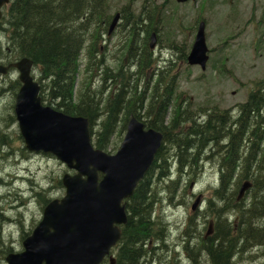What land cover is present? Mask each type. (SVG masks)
Masks as SVG:
<instances>
[{
	"label": "trees",
	"instance_id": "1",
	"mask_svg": "<svg viewBox=\"0 0 264 264\" xmlns=\"http://www.w3.org/2000/svg\"><path fill=\"white\" fill-rule=\"evenodd\" d=\"M107 8L106 0H13L0 23V33L6 40L5 47L0 46V60H31L40 72L43 102L66 115L89 120L94 144L100 150L107 151L117 133L122 136L131 115L144 119L147 128L163 134L164 143L153 169L127 201L129 223L118 264H155L153 254L145 250L153 235L154 243H161L160 249L166 247L162 246L167 236L162 231L164 227L156 223L153 231L154 176L156 171L159 181L167 176V162L172 156L178 159L181 174L191 167L189 182L200 174L199 162L219 165L221 185L214 192V213L219 214L216 233L202 242L201 232L196 233L197 241L190 235L186 248L192 254L195 250L203 252L207 259L203 264H237L236 257L264 246V203L259 217L239 219L238 230L231 217L232 212L250 214L264 201V81L256 83L248 101L237 107V117L230 111L216 110L206 123L197 125L190 108L184 109L183 103L174 101L172 77H160L158 84L150 88L147 74L153 57L148 43L152 31L146 19H152L153 13L136 17L125 12L119 32L130 48L120 59L117 72L109 68L108 55L100 50L112 20ZM138 31L143 33L140 50L132 42ZM181 50L184 54L186 46L182 45ZM84 52L87 63L76 94ZM135 64L138 70L130 73L129 66ZM120 83L122 87L118 89ZM19 88L18 80H10L7 92L14 97ZM1 90L3 93L4 87ZM12 108L10 104L5 115L0 116V148H6L4 158L29 159L20 135L9 129L15 123ZM171 108L173 116L167 124ZM188 122H192L190 129H186ZM235 181L238 189H233ZM245 182L252 183L249 198L238 200V191ZM246 200L250 203L245 204Z\"/></svg>",
	"mask_w": 264,
	"mask_h": 264
},
{
	"label": "water",
	"instance_id": "2",
	"mask_svg": "<svg viewBox=\"0 0 264 264\" xmlns=\"http://www.w3.org/2000/svg\"><path fill=\"white\" fill-rule=\"evenodd\" d=\"M9 1L0 0V20L1 9ZM118 20L117 15L110 32ZM207 60L201 25L188 61L205 68ZM32 66L29 60L12 66L20 72L22 83L15 114L26 148L30 152L53 154L77 175L64 177L67 196L45 209L42 222L24 242L25 252L8 262L100 264L121 237L119 226L127 223L123 203L133 196L151 168L163 136L154 130L144 131V126L132 119L116 156L95 151L88 120L42 106L39 85L31 77ZM7 72L8 68L0 66V75Z\"/></svg>",
	"mask_w": 264,
	"mask_h": 264
},
{
	"label": "rangeland",
	"instance_id": "3",
	"mask_svg": "<svg viewBox=\"0 0 264 264\" xmlns=\"http://www.w3.org/2000/svg\"><path fill=\"white\" fill-rule=\"evenodd\" d=\"M165 1H168L167 7H170L169 14L176 15L177 18L182 17V25L184 27H187L190 24L195 23L198 17V10L203 0H188L186 3L179 4H176V0H154V2L158 4H163ZM137 2L138 3L135 4L134 8H137L141 5V1L138 0ZM223 2L224 0L220 1L219 4L214 6L213 10L206 14V17L208 18V26L206 32L209 43L211 44L210 46L215 49H217V47L223 46L224 39L229 37L231 33L237 35L240 34V37L236 41L229 43L228 46L224 48L223 52L218 50V53L221 52L228 62L226 63V70L228 72H230L231 70L239 83H235L227 74L219 73V71L214 70V68L212 67H209L205 72H202L199 68H191L190 72H187L183 65L180 66L181 76L178 80L179 88L180 90L187 92L190 96L193 97L194 102L189 106V108L191 110L193 109V111L199 106L209 107L213 106L215 103H218L224 110L231 109L235 105L240 104L246 100L247 94L251 91V84L254 81L264 79V48L262 52H255L253 42L257 41V35L255 31L256 24L253 25L249 23V21H252L251 18H254V16L256 22L264 20V18L261 16V10L258 9L257 11H254L259 7H255L253 0H238L232 7ZM262 2L264 3V0H262ZM127 3L128 0H111L112 14L117 7L126 5ZM233 17H235V19ZM185 32L186 35H188L190 42L192 43L194 40L195 32H193L192 30ZM136 37L137 38L134 40L133 44L137 45V48L140 50L139 45L143 43V33L138 31V33H136ZM117 43V38L111 39V41L108 43L107 40L105 41V44L109 47V49H114ZM5 45L6 44H4L3 47H5ZM171 54L174 57L176 56V54H174L173 52L169 50L168 52H165L164 50V57H170ZM177 54H179V52ZM222 54H218V57L215 56L213 57V59H218L222 56ZM108 55L109 58L107 64L110 68L115 69V66H117L120 61L111 56L110 52ZM1 61H3V59ZM85 65L86 55L84 54L82 58L81 68L84 69ZM15 77L17 76L15 75ZM82 77L83 73L80 77V82L82 80ZM11 79L13 80L14 77L10 76L9 80ZM9 80L6 81L5 78H1L0 86L7 88ZM4 91L6 92L7 89H4ZM10 96V94L6 93L2 97L4 100H1V102H3L2 105H0L2 108V112L0 109V116L5 115L4 111L11 104ZM182 106L184 107V109H188V106L184 104H182ZM14 130H16V127H14ZM0 151V175H4L3 178L5 182H12L13 185L16 183V181H11V176L21 174L25 177V179H28L30 173H33L35 174L36 180V182H34L37 185L39 184L43 185V187H49L51 186V178H61L67 170L64 165H62L59 161L52 157L30 155L29 159H25V161L22 162L18 159L13 160V158H4L7 153L5 147L0 148ZM200 164L203 165L202 162H199V166ZM204 165H206L204 169L205 173L200 179L199 185L197 187V192L206 191V189L208 187H211V184L216 183L218 179L217 164L211 162ZM52 186H56V183L54 181L52 182ZM247 198H249V196H247L246 194L243 200ZM17 199H19V197ZM17 203L21 205V203ZM249 203L250 200L245 201V204ZM263 203L264 201H261V203L254 211H252L250 214H245L244 219L259 217L261 214L260 210L263 206ZM8 216L12 217V214H8ZM36 216L37 207L31 206L29 212L26 213V220H28V223L25 225V228L29 229L31 227V222ZM180 217L181 213H179L177 210H173L172 208L169 209L167 218L174 225L181 223ZM199 229H201L200 224ZM190 235H192V239L197 237L193 229L190 230L189 236ZM184 244V247L177 250L174 247L170 253H168V249H163L162 252L168 254L165 257L161 255L163 253L160 251L158 263L172 264L173 262V264H203V261L207 262L204 253H199L195 250L194 254H192L191 252H188L186 250L188 242L186 241ZM263 254L264 246L252 248L247 250L244 254L236 257V263L264 264V260L262 259ZM173 255L175 257H173Z\"/></svg>",
	"mask_w": 264,
	"mask_h": 264
},
{
	"label": "bare ground",
	"instance_id": "4",
	"mask_svg": "<svg viewBox=\"0 0 264 264\" xmlns=\"http://www.w3.org/2000/svg\"><path fill=\"white\" fill-rule=\"evenodd\" d=\"M39 81H40V77H39ZM41 83V82H40ZM212 161H204L203 162V165L204 164H208V163H211ZM213 163V162H212ZM215 164H217V162L215 163ZM217 166H219V165H217ZM200 174H202V171L200 172ZM252 187V183H250V182H245L243 185H242V187L239 189V191H238V200H241V199H243L244 198V196L248 193V191L250 190V188ZM157 197H156V202H157ZM191 229H193L194 230V233L196 234L197 232H201V229H199V224L198 223H196L195 225H193V227L191 228ZM167 235V234H166ZM193 235V234H192ZM166 238H167V236H166ZM197 238L198 237H196V238H194V240H196L197 241ZM163 249V248H162ZM162 249H159V250H162ZM186 250L188 251V252H190L187 248H186ZM160 252V251H159ZM169 253V252H168ZM203 253V252H202ZM152 256V255H151ZM177 256V255H176ZM159 255H157V253H155V254H153V260H154V262H155V264H157L158 263V260H159ZM173 257H175L174 255H173ZM157 261V262H156ZM178 263V262H177ZM172 264H173V262H172Z\"/></svg>",
	"mask_w": 264,
	"mask_h": 264
},
{
	"label": "flooded vegetation",
	"instance_id": "5",
	"mask_svg": "<svg viewBox=\"0 0 264 264\" xmlns=\"http://www.w3.org/2000/svg\"><path fill=\"white\" fill-rule=\"evenodd\" d=\"M153 251V250H152ZM148 254V253H147Z\"/></svg>",
	"mask_w": 264,
	"mask_h": 264
}]
</instances>
